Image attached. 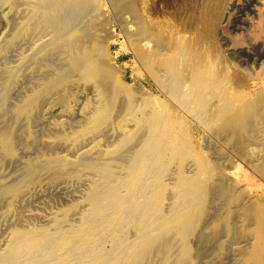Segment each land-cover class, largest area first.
I'll return each mask as SVG.
<instances>
[{"label": "bare ground", "instance_id": "1", "mask_svg": "<svg viewBox=\"0 0 264 264\" xmlns=\"http://www.w3.org/2000/svg\"><path fill=\"white\" fill-rule=\"evenodd\" d=\"M4 165L7 214L72 198L18 216L0 264H264V0H0Z\"/></svg>", "mask_w": 264, "mask_h": 264}, {"label": "rangeland", "instance_id": "2", "mask_svg": "<svg viewBox=\"0 0 264 264\" xmlns=\"http://www.w3.org/2000/svg\"><path fill=\"white\" fill-rule=\"evenodd\" d=\"M116 18L117 19L119 18V21L120 20L121 21L119 22ZM115 20H117V21H115ZM110 22H111V24L116 25V39H117V43L112 45V52L115 55V60H117L118 63L127 71V80L128 81H134V78L142 80L146 84L147 90L149 92H151L152 94L156 95V97L157 96L159 97L160 96L159 90L157 89V87L153 86L152 82L147 77H145L143 75V72L141 71L140 66H139L134 54L132 52H127V48L129 46V44L127 42L129 33L127 32V30H125V26H126L125 19L123 17H121L120 14L115 13L114 11H112V13H110ZM193 135H194L195 148H196V146H198L196 149L204 150L203 148H204V144H205L206 133L202 132V131H199V130H195ZM195 142L198 143V144L196 145ZM11 166L12 165H7V167H6V165L2 166V168L0 169V172H2V174H5L7 172H8V174H9V172L11 173L12 168H13V166H12V168H11ZM13 170H14V168H13ZM253 179H254V181L252 182L251 193L256 195V196H258L260 199H262V201H264V199H263L264 198V183H263L264 180L261 179L259 176H254ZM256 179H258V180H256ZM71 186L68 185V189H70V190L71 189H73V190L77 189L76 185H72L71 184ZM70 190L67 191L68 194H70ZM50 192H52L54 195L52 193L49 194ZM54 192H56V191L53 188H51V187H49V186L44 184V186L38 188L30 196H28V197H26V198H24L22 200L14 201L13 202V212L11 213L12 215L5 213V208H6L5 204H1L0 205V228H1L0 229V233H1L0 234V248L3 247L2 245H4L6 237H7V234L9 232V230L11 229L12 225L17 224V223L19 225H22V223H24V222L20 221L19 217L22 216L24 219H28L25 215H23V213L25 214L27 210H31V211L34 210L35 212L40 211L42 213L46 212L45 214L49 215L50 212H52L54 210H57L59 207L65 206L67 204V202L69 201V200L67 201V199H71L72 198L70 195H67V198H65V200H66L65 201V200H63L64 198L62 199L59 196H56V197H59V198H57L59 200L58 203H57L56 202L57 199H56V197H54L55 196ZM42 193H44V194L42 195ZM40 194L42 196H40ZM38 195L40 196V198L38 197ZM29 202H30L31 205L33 203V207L30 204H28ZM46 202H47V204H45ZM63 202H65V203H63ZM23 204H26V206L25 205H24L25 207L22 206ZM54 204H55V206H54ZM34 205H36V206L34 207ZM21 206L24 207V208L21 209ZM38 206H39V208H38ZM20 209L22 210V212L19 211L20 213H18V210H20ZM40 209H42V210H40ZM23 210H25V212ZM33 222L40 223L38 220H34ZM8 223H9V226L7 225ZM10 223H12V224H10Z\"/></svg>", "mask_w": 264, "mask_h": 264}]
</instances>
